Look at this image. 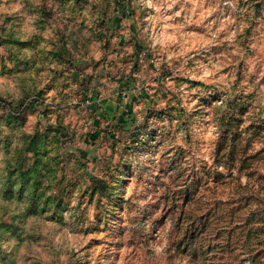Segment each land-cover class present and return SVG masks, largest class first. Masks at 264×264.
I'll return each instance as SVG.
<instances>
[{
  "label": "clouds",
  "instance_id": "1",
  "mask_svg": "<svg viewBox=\"0 0 264 264\" xmlns=\"http://www.w3.org/2000/svg\"><path fill=\"white\" fill-rule=\"evenodd\" d=\"M0 264H264V0H0Z\"/></svg>",
  "mask_w": 264,
  "mask_h": 264
}]
</instances>
